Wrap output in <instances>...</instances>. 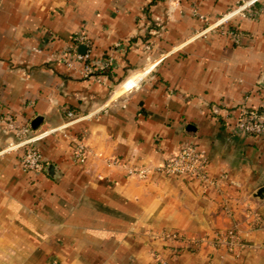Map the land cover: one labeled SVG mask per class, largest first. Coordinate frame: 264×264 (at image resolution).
Returning a JSON list of instances; mask_svg holds the SVG:
<instances>
[{
    "label": "crops",
    "instance_id": "0c3cea01",
    "mask_svg": "<svg viewBox=\"0 0 264 264\" xmlns=\"http://www.w3.org/2000/svg\"><path fill=\"white\" fill-rule=\"evenodd\" d=\"M242 1L0 0V112L48 133L43 171L25 173L0 125V264H264V136L227 124L264 108V0L207 29ZM74 45L113 65L84 78L76 57L57 61ZM187 145L212 184L129 175ZM231 228L233 252L208 244Z\"/></svg>",
    "mask_w": 264,
    "mask_h": 264
},
{
    "label": "built area",
    "instance_id": "2783aa9c",
    "mask_svg": "<svg viewBox=\"0 0 264 264\" xmlns=\"http://www.w3.org/2000/svg\"><path fill=\"white\" fill-rule=\"evenodd\" d=\"M260 0H247L242 1L238 6L223 15L207 29L220 28L232 20L237 15L245 16L251 13L252 7ZM199 18L205 20L204 16L199 15ZM77 43L86 42L84 36L77 38ZM75 41V42H76ZM77 45V44H76ZM76 45L72 48L63 51L58 55L57 61L68 65L70 67L71 57H76L77 62L82 64V75L84 78L99 80L101 74L113 65L112 59H102L97 61H90V55L85 53L80 55L76 52ZM150 50V45L145 47V51ZM69 118H73L72 113H68ZM228 128L234 135H241L246 137H261L264 136V108L258 111H248L246 108H241L239 114L228 122ZM0 125L4 126L5 132L12 134L16 142L9 143L7 148L1 153L17 152L22 150L19 159L20 168L25 173H40L45 167V159L40 150L35 146L38 142L48 133L33 136L32 129L29 125H20L16 123L10 115L0 112ZM88 147L82 139H75L72 148L73 161L77 164L85 163L88 157ZM208 158L207 156L198 151L193 145L184 146L180 151L174 153L166 158L163 163L157 167H143L132 169L129 175L138 177L140 179H147L148 176L154 171L162 175H181L199 181L204 185L212 184V180L207 174ZM165 238L168 241H175L179 239L177 234H167ZM239 234L235 228L228 229L226 232L215 233L212 240L208 244L212 247H223L228 251L233 250L239 246ZM206 242V241H205ZM199 241H191L184 243L189 244L195 248L200 244ZM51 264H57L53 261Z\"/></svg>",
    "mask_w": 264,
    "mask_h": 264
},
{
    "label": "water",
    "instance_id": "95a60500",
    "mask_svg": "<svg viewBox=\"0 0 264 264\" xmlns=\"http://www.w3.org/2000/svg\"><path fill=\"white\" fill-rule=\"evenodd\" d=\"M42 122H43L42 117H37L36 119H34V120L32 121V123H31V128H32V130L37 131V130L39 129L40 125L42 124ZM49 166H50V165H49ZM49 166L47 165V167H46V169H45L46 171H47V169H48ZM253 198H254V199H257V200H259V201H264V186L261 187V188H259V189L254 193Z\"/></svg>",
    "mask_w": 264,
    "mask_h": 264
},
{
    "label": "trees",
    "instance_id": "16d2710c",
    "mask_svg": "<svg viewBox=\"0 0 264 264\" xmlns=\"http://www.w3.org/2000/svg\"><path fill=\"white\" fill-rule=\"evenodd\" d=\"M107 71H109V70H106V71H104L102 74H106L107 73ZM32 129V128H31ZM34 130H32V132H33ZM37 148H38V146H36ZM39 149V148H38Z\"/></svg>",
    "mask_w": 264,
    "mask_h": 264
},
{
    "label": "bare ground",
    "instance_id": "6f19581e",
    "mask_svg": "<svg viewBox=\"0 0 264 264\" xmlns=\"http://www.w3.org/2000/svg\"><path fill=\"white\" fill-rule=\"evenodd\" d=\"M116 92L112 95L113 99H116L117 97L115 96Z\"/></svg>",
    "mask_w": 264,
    "mask_h": 264
},
{
    "label": "rangeland",
    "instance_id": "374dc122",
    "mask_svg": "<svg viewBox=\"0 0 264 264\" xmlns=\"http://www.w3.org/2000/svg\"><path fill=\"white\" fill-rule=\"evenodd\" d=\"M174 249V248H173Z\"/></svg>",
    "mask_w": 264,
    "mask_h": 264
}]
</instances>
